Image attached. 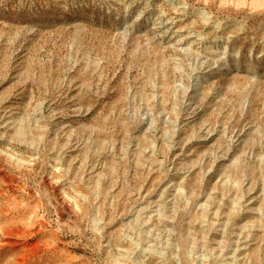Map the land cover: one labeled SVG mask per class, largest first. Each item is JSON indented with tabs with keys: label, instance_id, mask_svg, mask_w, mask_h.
I'll return each mask as SVG.
<instances>
[{
	"label": "rangeland",
	"instance_id": "obj_1",
	"mask_svg": "<svg viewBox=\"0 0 264 264\" xmlns=\"http://www.w3.org/2000/svg\"><path fill=\"white\" fill-rule=\"evenodd\" d=\"M0 264H264V0H0Z\"/></svg>",
	"mask_w": 264,
	"mask_h": 264
}]
</instances>
